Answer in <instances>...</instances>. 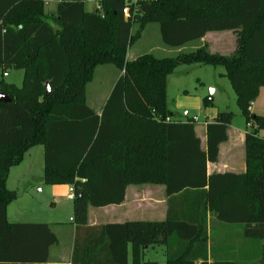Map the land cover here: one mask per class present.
<instances>
[{
  "label": "trees",
  "instance_id": "trees-1",
  "mask_svg": "<svg viewBox=\"0 0 264 264\" xmlns=\"http://www.w3.org/2000/svg\"><path fill=\"white\" fill-rule=\"evenodd\" d=\"M84 2L60 0L49 15L44 0H0V69L23 70L21 86L0 79V90L12 99L0 102V264H46L58 243L47 223L7 219L17 197L6 184L10 169L37 145L44 147L45 183L73 187V223L79 227L87 225L90 206L121 204L132 184H165L168 195L194 190L203 209L197 219L170 216L94 229L87 240H76L73 264H128L129 247L132 264H144V250L159 245L167 247V264H195L199 256L200 264H240L207 262L206 214L245 224L246 237L264 241V116L251 110L264 85V0H137L129 4L128 18L126 0H99L100 9L92 12ZM150 23L159 24L170 47L229 30L237 48L230 54L203 46L176 56L128 58ZM108 64L121 74L97 113L87 104V85L96 68ZM192 64L225 69L247 126L243 174H207V162L217 161L228 139L231 111H219L207 124L206 150L193 118L172 119L167 78ZM211 104L206 96L204 105Z\"/></svg>",
  "mask_w": 264,
  "mask_h": 264
},
{
  "label": "crops",
  "instance_id": "crops-1",
  "mask_svg": "<svg viewBox=\"0 0 264 264\" xmlns=\"http://www.w3.org/2000/svg\"><path fill=\"white\" fill-rule=\"evenodd\" d=\"M58 2L59 0L56 1L57 4L55 10L49 9V5L52 2L46 6V12L49 15H53L56 13ZM231 32L233 31L208 32L202 39L190 42L181 48L174 49L173 51L168 50L165 47H158V50L161 51V53L168 52L173 53L171 56H176L182 52H190L196 50L199 47L206 46L212 52L220 54H230L237 48L236 34L234 32ZM200 66H203V64L180 65L172 74L168 76L167 102L171 80L178 83L176 84L178 86L179 81H181L184 75L189 74L190 70L199 69ZM213 68L216 69L217 67ZM224 73L225 71H218L217 74L221 78H226L224 76ZM2 75L3 71L0 79L2 78ZM8 76L9 75L4 77ZM119 76L117 77V79L119 78ZM211 85H215V88L217 90L216 95L219 94L220 91L218 88V82H212ZM113 86L108 92L107 96L104 98V102L101 108L95 109L90 106L97 113H101L102 108L113 89ZM177 89L178 91L183 90L182 93H188V90H184L183 87H178ZM168 109L170 110L172 119L175 121L186 122L189 118L194 119L195 132L197 137L200 139L201 148L203 150H206V126L208 123L214 120L219 111L216 112V114H213L214 116L211 121L199 122L196 118L189 117L188 113H186L187 120H182L176 116L175 112H172L169 106ZM246 134V123L245 126H237L232 123L228 126V139L220 145L217 161L207 162L206 167L208 175L216 173L243 174L246 172ZM34 147L30 148L27 151V153L30 154V158L33 155L32 150ZM38 152L39 150L37 151V153ZM40 153L42 155V165L40 167V170H36V172L32 171L23 173L21 175L12 176L11 170L15 167L20 166L23 163L24 159L19 165L14 166L10 169L6 184L10 190L17 192V197L7 207V219L10 223H47L51 226L52 231L58 238V243L50 248L49 258L46 264H73L72 257L76 240H87L88 234L91 233L94 229L102 228L103 226L109 224H119L125 223L127 221L138 220L164 221L170 216H175L180 219H197L199 216H203V209L201 206L200 208H198V202L195 199V197L198 196V193L196 191L191 190L189 192L185 191L180 194L168 195L166 192L165 184L149 183L129 185L126 188L124 202H122L121 204H110L99 208L90 206L88 209V223L85 227H79L78 225L73 223V210L71 211L69 217L70 223L63 222L60 220L58 215L59 209L50 206V204L48 203L49 200H47L45 197L44 188L45 186L51 185L46 184L44 181V147L40 149ZM66 186L67 188L70 187V185ZM49 192H51L54 196L58 195L56 189H51V191ZM185 198H189L191 200L188 201ZM206 217L208 231L206 260L208 263H214L217 261H232L238 262L240 264H262L261 260L264 241L246 237L244 234L245 224L222 221L217 218V216L212 212H207ZM159 246L163 247L167 264V247L164 245ZM146 250H144L143 255L145 254ZM202 261L203 257L199 256V258L195 261V264H200ZM148 263L157 264V262L155 261H149ZM128 264H132L131 247H129L128 251Z\"/></svg>",
  "mask_w": 264,
  "mask_h": 264
},
{
  "label": "rangeland",
  "instance_id": "rangeland-1",
  "mask_svg": "<svg viewBox=\"0 0 264 264\" xmlns=\"http://www.w3.org/2000/svg\"><path fill=\"white\" fill-rule=\"evenodd\" d=\"M57 1V0H56ZM56 1L49 5L50 10H55ZM99 7V0H85V10L92 12ZM229 31V30H227ZM233 33V32H231ZM158 47H165L173 51L174 47L166 45L161 36L160 26L158 23H150L144 29L142 36L137 39L128 51V58H136L145 53H152L155 56H171L173 53H161ZM163 54V55H162ZM218 71H225L224 67L220 66L216 69L212 66L203 65L197 70H190L179 81L177 86L176 82L171 80L168 91V106L175 112L176 116L182 120H187L189 117L196 118L199 122L211 121L213 114L218 111H231L233 113L232 124L237 126H245V118L237 104V98L234 89L232 88L227 78L218 76ZM2 70L0 69V76ZM8 77H3L6 82L16 83L18 86L22 85L23 72L20 69H10L7 71ZM120 71L113 65H100L96 68L94 79L87 85L86 99L89 106L98 109L101 108L104 98L111 90L115 83ZM199 78V79H198ZM212 82H218L219 94L214 95L212 104L209 106L204 105L206 96H210L211 89L217 92L215 85ZM217 86V85H216ZM184 88L188 93H182L177 88ZM251 110L255 114L264 116V85L260 87L257 97L253 101ZM259 135L264 137V129L259 131ZM42 145L33 148V155L30 158L29 153L25 155L23 163L11 170V175H21L27 172H36L40 170L42 165V155L40 149ZM39 152L37 153V151ZM31 151V152H32ZM51 189H56L58 195H52ZM45 197L50 206L59 209L58 215L61 221L69 222L71 211L73 210V202L69 199L70 187L66 185H51L44 188ZM186 199V198H185ZM190 201L191 199L187 198ZM143 263L147 264L149 261H155L157 264H166V255L162 246L150 247L143 255Z\"/></svg>",
  "mask_w": 264,
  "mask_h": 264
},
{
  "label": "built area",
  "instance_id": "built-area-1",
  "mask_svg": "<svg viewBox=\"0 0 264 264\" xmlns=\"http://www.w3.org/2000/svg\"><path fill=\"white\" fill-rule=\"evenodd\" d=\"M54 0H44V3L45 5H49L51 2H53ZM60 1V0H59ZM137 0H126V3L127 5L124 7L123 9V14H124V17L128 18V17H131V13H130V6L129 4L131 3H135ZM97 9H100V4H99V7ZM8 74L7 73H3V76H7ZM253 103L251 104V107H252ZM166 121H171L170 118H167ZM70 192L71 194L69 195V199L73 200L74 198V191H73V187L70 186Z\"/></svg>",
  "mask_w": 264,
  "mask_h": 264
},
{
  "label": "water",
  "instance_id": "water-1",
  "mask_svg": "<svg viewBox=\"0 0 264 264\" xmlns=\"http://www.w3.org/2000/svg\"><path fill=\"white\" fill-rule=\"evenodd\" d=\"M0 87H1V80H0ZM47 93L49 92V86L47 85ZM214 95H216V91H214L213 89H211V93H210V98L212 99L214 97ZM12 99L9 95L3 93L0 90V102H10Z\"/></svg>",
  "mask_w": 264,
  "mask_h": 264
}]
</instances>
